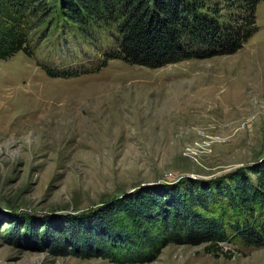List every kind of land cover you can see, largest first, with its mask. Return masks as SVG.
<instances>
[{"label":"rangeland","instance_id":"374dc122","mask_svg":"<svg viewBox=\"0 0 264 264\" xmlns=\"http://www.w3.org/2000/svg\"><path fill=\"white\" fill-rule=\"evenodd\" d=\"M227 10L223 0H204ZM257 30L232 54L158 68L111 59L97 72L53 77L44 68L80 69L114 49L108 33L88 38L56 9L30 20L27 46L0 59V264H116L52 256L12 219L76 214L145 184L209 179L264 158V1ZM163 248L143 264H264V247Z\"/></svg>","mask_w":264,"mask_h":264},{"label":"trees","instance_id":"16d2710c","mask_svg":"<svg viewBox=\"0 0 264 264\" xmlns=\"http://www.w3.org/2000/svg\"><path fill=\"white\" fill-rule=\"evenodd\" d=\"M264 0H0V59L27 46L35 27L56 9L85 38L107 32L114 49L94 67L44 68L53 77L99 71L111 59L158 68L193 58L232 54L257 30L255 10ZM8 239L52 256L100 258L116 264L154 261L170 244L203 245L231 258L225 245L264 247V158L209 179L136 186L90 210L10 221Z\"/></svg>","mask_w":264,"mask_h":264},{"label":"water","instance_id":"95a60500","mask_svg":"<svg viewBox=\"0 0 264 264\" xmlns=\"http://www.w3.org/2000/svg\"><path fill=\"white\" fill-rule=\"evenodd\" d=\"M129 191H132V190H129ZM129 191H128V192H129Z\"/></svg>","mask_w":264,"mask_h":264}]
</instances>
